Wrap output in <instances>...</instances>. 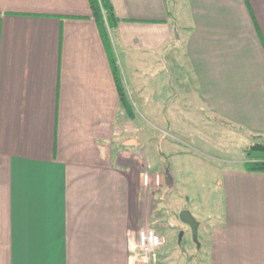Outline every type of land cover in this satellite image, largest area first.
Masks as SVG:
<instances>
[{
	"label": "crops",
	"instance_id": "crops-1",
	"mask_svg": "<svg viewBox=\"0 0 264 264\" xmlns=\"http://www.w3.org/2000/svg\"><path fill=\"white\" fill-rule=\"evenodd\" d=\"M169 1L110 0L117 22L106 25L108 44L88 0H0V264H151L136 249L152 218L143 175L178 179L155 156L149 169L135 121L142 106L168 122L173 103L158 114L156 102L133 100L127 110L109 45L130 96L149 87L155 99L163 71L209 119L264 141V0H181L178 12ZM129 125L133 146L117 147ZM243 162L214 183L220 221L199 218L213 196L196 205L183 194L204 235L199 264H264V172Z\"/></svg>",
	"mask_w": 264,
	"mask_h": 264
},
{
	"label": "rangeland",
	"instance_id": "rangeland-1",
	"mask_svg": "<svg viewBox=\"0 0 264 264\" xmlns=\"http://www.w3.org/2000/svg\"><path fill=\"white\" fill-rule=\"evenodd\" d=\"M169 2L168 7L170 6L173 11L178 12L177 10L181 7V0H170ZM180 21L176 23L178 42L175 45L177 47H173L178 54H180L181 43L186 34L184 25ZM171 55L178 59L175 51L171 54L169 51L166 58L172 60ZM166 72L168 76L169 70H166ZM161 73L163 71L157 73L158 87L155 90V99L152 95L148 97L149 87L142 88V90H145V94L140 99L136 96H130L131 90L123 83L125 95L130 103H133V100L138 104L142 103V105L156 102L154 107H156L155 110L158 114L166 109L169 103H173V115L171 113L170 117L168 115V119L172 117L168 122H165L163 117L161 119L159 115H155V119L142 106H140V117L135 121L140 136H135L134 139L140 145H143L142 150L144 147L147 148L146 163L149 169L153 165V157L155 156L156 159L169 168L171 175L178 179L172 180L171 185V180H168L167 174L161 177H158L157 174L151 177L147 173L143 175L142 183L147 187L152 205V218L148 227L154 229L156 233L164 238L162 245L152 252L149 262L151 264H199L200 254L198 252L203 253L202 250L200 251V246L203 243L204 235H202L203 238L200 235L197 236L198 244L193 239L191 230L189 232L182 231V235L179 236L182 228L177 222L179 218L178 211L186 204L183 194L187 195L188 198H192L196 205L202 204L204 197L207 195L213 196L209 211L204 216H199V218L211 224L220 221L222 202L220 199L221 192L214 186L216 178L222 175L224 167H234L240 165L243 160L245 161L247 148L250 144L256 141L264 143V141L259 138L251 139L237 133L238 130L231 124L227 127L220 121L216 122L209 119L211 115L208 116L200 106L191 103L193 99L188 93V88L178 89L174 83L175 88L173 87L172 91L164 80L165 74ZM178 86L180 88L179 84ZM179 91L182 92V95ZM170 93H172L171 97H169ZM128 129H130V133L125 132V136L116 138L117 147H122L121 145L133 146L131 125ZM233 129H235V132ZM154 132H156L154 144L149 145V142L146 141H148L149 136H153ZM164 138L170 142L169 150L163 148ZM163 149L164 151H162ZM128 150H130L129 147ZM171 150L176 151L177 154L170 155L169 151ZM251 155L260 154L252 153ZM140 160L142 164H146L143 157ZM216 165H221L222 168H217ZM145 174L147 175L146 180H144ZM194 209L197 211V207Z\"/></svg>",
	"mask_w": 264,
	"mask_h": 264
},
{
	"label": "trees",
	"instance_id": "trees-1",
	"mask_svg": "<svg viewBox=\"0 0 264 264\" xmlns=\"http://www.w3.org/2000/svg\"><path fill=\"white\" fill-rule=\"evenodd\" d=\"M88 2L91 8L92 16L100 27L102 40L105 43L109 44L110 41L108 38V33L106 31V25H108L109 27H112L117 22V17L113 10L112 4L110 0H88ZM109 60H110L112 72L117 82V89H118V93L120 97V102L122 105H124L127 108V110H131L130 108L131 105L129 104L127 100V97L124 92V88L119 82L117 61H116L115 55L110 45H109ZM220 121H223V120H220ZM223 122L226 124H229L226 121H223ZM253 137L254 139L259 138L258 136H253ZM252 153H258L260 155L253 156L251 155ZM242 165L246 170L264 172V143L263 142L256 141L255 143H252L248 146L247 152H246V160L243 162ZM171 185H172V180H171ZM198 243H199V240H198Z\"/></svg>",
	"mask_w": 264,
	"mask_h": 264
},
{
	"label": "built area",
	"instance_id": "built-area-1",
	"mask_svg": "<svg viewBox=\"0 0 264 264\" xmlns=\"http://www.w3.org/2000/svg\"><path fill=\"white\" fill-rule=\"evenodd\" d=\"M147 179L145 174L144 180ZM164 238L150 227L140 228L136 235V249L139 252V260L147 263L150 260L152 252L162 245Z\"/></svg>",
	"mask_w": 264,
	"mask_h": 264
},
{
	"label": "water",
	"instance_id": "water-1",
	"mask_svg": "<svg viewBox=\"0 0 264 264\" xmlns=\"http://www.w3.org/2000/svg\"><path fill=\"white\" fill-rule=\"evenodd\" d=\"M178 217L183 223L188 224V226L190 227V230L192 232L193 239L198 244V239H197L198 225H199L198 220L195 218V216L187 208L181 209L178 213ZM180 235H182V230H180V232H179V236Z\"/></svg>",
	"mask_w": 264,
	"mask_h": 264
}]
</instances>
